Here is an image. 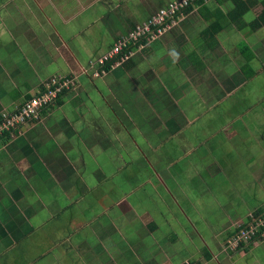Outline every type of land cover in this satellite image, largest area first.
<instances>
[{
	"label": "crops",
	"instance_id": "0c3cea01",
	"mask_svg": "<svg viewBox=\"0 0 264 264\" xmlns=\"http://www.w3.org/2000/svg\"><path fill=\"white\" fill-rule=\"evenodd\" d=\"M58 1H62L59 2L62 4H57ZM172 1L28 0L27 3L24 0H0V111L13 108L31 98L41 87V82L46 79L48 73L64 71L67 68L68 72L77 71L78 77L80 75L85 78L86 76L83 75H90L84 74L81 70L87 63L83 59L90 58L89 55L87 56L88 52L93 54L96 52L89 51V48L94 50L95 46L103 47L106 44L103 32L111 33H108L109 37L126 36L137 25H143ZM243 1L249 5V8L239 16L234 13L235 4L232 0H199L198 5L196 4L191 10L184 12V16L180 17L178 23L165 27L161 34L159 33L149 46L147 45L148 48L144 55H137L131 61L110 69L111 71L109 70L101 78L92 77L93 86L92 83L85 84L86 91H83L84 95H80L82 100H78L80 103L77 106L70 107V115H67L66 104H62L45 113L40 121L25 126V131L27 130L25 135L17 132L20 134L14 138L12 143H7L5 149L0 148V210L5 205V208H15L19 212L18 215L22 214L24 210L22 212L18 210L17 204L9 206L6 203V198L10 199L7 191L12 190L13 187L21 189V185L30 187L33 196L40 193L41 188L48 190L53 177L45 178L40 173L39 167L49 163L52 159L54 162L60 159L67 167V153L71 154L73 159L74 156L76 158L83 157L80 153L77 155L73 147V139L80 138L83 141L101 139L104 146H112L111 156L119 154L124 157L123 159H127V164L132 168L131 176L127 180L131 181L132 188H128L124 194L132 192L133 189L137 191L134 186L137 184L138 178L149 179L147 173L150 174V177L152 175L156 178L160 172V169L152 170V162L149 160L145 163V167L136 166L138 156L141 155V151L136 145V139H134V137L141 136L140 133L138 136L136 132L137 127L154 128V130L158 127L156 137H158V142L163 143L159 146L161 151L168 153L169 156L173 154L172 157L175 158L186 154L184 142H203L210 138L208 134H213L212 137L216 138L211 139L212 141L209 140L212 145L222 143L221 148L228 147L219 152L222 156L220 159H223H218L216 167L218 172L206 182H203L202 175L204 173L201 172L202 174L198 175L200 181L192 183V189L188 192L195 196L194 193L201 194L203 191L209 190L210 195L216 197L217 186L225 189V185L240 175L237 171L240 169V160L243 155L250 153L243 147L245 143L242 145L243 141L247 139L244 129L247 130L251 125L249 120L244 123L242 117L244 114H247L246 117L255 115V113L249 112V109H253L250 104H254V106L261 104L260 113L262 114L257 123L264 130V26L254 27L256 21L264 14V0ZM49 14L57 20H61L65 25L67 19V26L72 27L71 32L68 31L67 35H71L73 38L70 42L67 41V45L70 47L73 43L77 50L71 47L69 50L67 46V59L60 57L59 53L62 54L66 43L62 40L56 41L58 34L55 27L50 28L51 17L49 18ZM86 15H91V21L94 22L95 27L84 28L85 30L81 32L80 27L89 24ZM27 17L32 18L33 23L31 25L27 23L24 26V19ZM115 21L121 22L124 26L120 28L116 25L118 30L112 28L111 23H115ZM77 28H80L78 31L80 33L77 32ZM114 43L106 46V49L93 56L96 57L93 59L97 60ZM53 46H60L59 52L56 51L57 47L53 52L59 61L52 59L47 64L42 60L46 57L44 55L49 54ZM142 65L145 72L142 73V78L139 77L145 84L144 89L149 92L146 91L139 95L141 98L144 95L143 98L146 100L145 94H148L147 100H150V96L156 93L158 96L161 95L159 96L160 102L154 104L155 100L154 102L148 101L150 106H145V103L140 104L142 99L136 97L135 99H139L141 102L135 106L129 104L133 108L132 111L129 109L130 107L128 108L129 123L122 124L123 116L119 109L124 102L121 101V98L132 85H134V89L142 92L141 87H136L137 85L131 81L134 73L133 68H140ZM154 76L155 78H153ZM107 82L112 83L111 88L107 87ZM93 87L100 102L90 99L92 95L90 88ZM116 93L120 96L117 97L120 102L114 96ZM190 96H194L191 101L187 104L183 103L185 98L188 99ZM169 97L170 99L174 98L173 102L175 101L177 108L182 105L184 109L190 107L192 113L196 111L195 118L200 119L199 113L206 111L200 121V126L196 127L191 123L188 124L191 126H186L187 118H190L191 114L187 115L185 112L169 117L167 115L170 113L167 109L170 102L167 101ZM195 97L201 100L199 101ZM163 98L165 99L163 100ZM89 99L92 103L91 106L95 104L96 108H91L84 113L81 110L86 108ZM176 100L183 101L179 103ZM212 100L215 101L213 104H211ZM195 105H197L196 108ZM203 107L206 108L203 110ZM148 108L161 115L162 112L166 113L163 116L156 114L150 117L146 113ZM104 110H106L107 118L103 115ZM107 119L111 120V123H107ZM102 123L114 126L117 131L111 132L109 126L107 133H104L101 128ZM94 127L96 128L95 132L91 130ZM230 139L234 140L232 143L235 145V150L230 146ZM10 140L11 138L7 139V142ZM260 140L263 142V139ZM139 141L142 142V140ZM120 147L124 151L126 150V155H123L122 151L120 154V150L116 149ZM243 148L244 150H242ZM208 151L209 149H207ZM252 156L256 157L254 154ZM230 159L236 160L234 164L230 163L229 165L228 160ZM210 162L213 163L214 160H210ZM165 172L167 173V171ZM166 173L163 181L165 180L166 184H169V176ZM156 179L163 183L161 179ZM172 182L177 185L176 183L179 181L173 178ZM149 184L152 189H155L154 184ZM160 185L159 183L158 186ZM103 186L106 187L105 184H101L93 190L99 191L98 189H102ZM111 186L115 187L114 190H111L112 198L108 203L110 210L107 212L111 215L110 217L108 214L103 215L105 219L109 218V220L103 221V227L93 225L94 223L90 224L88 229L79 235V240H74L75 247L77 245L79 249L81 248L79 252L81 255L78 258L73 256L71 259H67V264H183L187 260H195L194 258L204 260L207 264H217L214 261L213 249L209 245L203 244V247L199 248L197 247L198 243L195 245V241H191L190 238L191 236L195 239L200 237L195 232H192L191 236L184 233L182 224L190 225L191 223L195 226H192L191 229L194 228L200 235V229L195 224L196 220L186 216L182 218L183 223L175 222L174 226L169 227L163 223L164 217L153 213V209L159 207L169 214V222L176 221L167 205L172 200L170 199L172 190L169 185L166 191L170 196L164 193V189H160L161 207L155 201L158 200L157 195V198L153 200L152 194H149V191L144 188L139 189L145 191L143 194H133L131 199L127 198L117 204L120 199L116 196L121 188L116 187L115 184H111ZM150 191L152 190L150 189ZM182 195L185 199V207L192 214L201 215L200 207L190 202L192 200L190 196L185 193ZM240 196L236 197L238 202H233V199L228 201L229 209L226 205L222 209L223 216L225 215L227 218L225 221L228 223L234 222L236 213L234 214L232 208L245 204L242 197L239 198ZM215 201L216 198L213 203ZM178 203L179 200L175 198L172 200V205L177 204L179 210L181 207L184 210L183 204ZM134 206L139 207L138 210H133ZM257 209L260 208L254 209L251 213ZM215 210L216 206L214 205L213 213ZM127 212L131 213V216H128ZM47 219L52 218L48 216ZM108 227L106 232H100L101 229L105 230ZM209 233H213L212 237H217L215 230H210ZM28 235V238L35 242L38 239L41 240L40 235L35 233ZM139 237L142 238L141 241L139 240L140 243L146 248L141 252H136L135 245L130 240ZM144 241H146V245H144ZM92 242L94 243L93 247L90 246ZM208 252L211 255L210 258L206 254ZM246 253L250 258H246L241 264H264L263 242L253 246L252 250L248 249ZM219 262L221 264L220 260ZM1 264H4V261Z\"/></svg>",
	"mask_w": 264,
	"mask_h": 264
},
{
	"label": "rangeland",
	"instance_id": "374dc122",
	"mask_svg": "<svg viewBox=\"0 0 264 264\" xmlns=\"http://www.w3.org/2000/svg\"><path fill=\"white\" fill-rule=\"evenodd\" d=\"M28 3V0H24ZM62 1H58L57 4ZM193 7V5H191ZM49 12V11H48ZM40 16V15H39ZM88 20V25H85L81 28V32L85 30L84 28H90L92 29L94 26V22L91 21V15H86ZM51 17V18H50ZM67 17V15H66ZM50 18V28L55 27L56 33L58 34V38H56V41L62 40L66 43V46L63 48L62 54L59 53L62 58L67 59V41H71L73 36L67 35L68 31L71 32L70 29L72 27L67 26V19H66V25L61 22V20H57L53 15L49 14ZM32 19V18H31ZM29 17L24 19L25 25L28 23L31 25L33 22L31 21ZM112 28L117 29L119 26L122 28V23L115 21V23H111ZM115 25V26H113ZM87 26V27H86ZM109 27V25H107ZM80 28H77V32ZM74 31V30H73ZM76 32V33H77ZM80 33V32H78ZM109 32H103V36H105V43L103 47L101 46H95L89 51H96L94 54L92 52H88L87 56L89 55V59H83L86 60V66L81 68L82 72L84 74H90V75H83L86 76L85 78L80 76L78 77L77 71H70L64 70V71H55L53 73H48L46 79H44L41 83L47 84L52 81H57L62 78L63 83L61 86H63L61 91L58 93L57 96V102L58 104H55L53 108L61 106L62 104H66L67 108V115H70V107L77 106L80 102L81 97L80 95H84L83 91L85 92V84L88 85V83H94L93 78H101L103 77L110 69L121 66V65H113V66H107L104 70V73H99V75H96V69L95 64L96 60L93 56L101 52L102 50L106 49V46H110L113 42L118 41L121 37L117 36L116 38L114 36L109 37L107 36ZM111 34V33H109ZM121 35H124V33H121ZM107 36V37H106ZM42 37V36H41ZM109 38V39H108ZM115 38V40H114ZM147 40V38H145ZM72 43V42H71ZM144 43V41H143ZM149 46L148 41L146 42ZM145 44V43H144ZM140 46L139 44L133 45L134 50L132 58H136L137 55L146 53V50L148 46ZM72 43L71 48L77 47ZM57 47V52L60 51V46H53V48L50 50L49 54H46L44 56L45 59L42 61H45L47 64L50 63V61L56 60L57 62L59 59H56L57 56L53 53L54 49ZM68 46V49L70 48ZM84 48V47H83ZM96 48V50H95ZM100 49V50H99ZM70 50V49H69ZM98 50V51H97ZM222 57V55H221ZM85 58V57H84ZM94 58V59H93ZM129 59V61L132 60ZM62 61L60 60V63ZM133 62V61H132ZM214 63V62H213ZM58 65V64H57ZM146 65V64H145ZM158 65V64H157ZM67 67V63H66ZM144 66L142 65L140 68H133V78L131 81L136 84V87H141L142 92L138 91L136 88L134 89V85L130 86L127 89V92H125L123 98H121L124 103H122V107L119 109L121 115L123 116V120L121 123H129L128 119V108L133 110L131 107L132 105L135 106L137 103L141 102L139 99H142V102L140 104H144L145 106L148 105V101L155 100L154 104H158L159 96L155 93V95L150 96V100H146L141 98L139 95L140 93H145L148 91L145 90V84L142 82L140 77L142 78L143 74L145 72V69H143ZM111 71V70H110ZM140 76V77H139ZM82 77V78H81ZM136 78V79H134ZM155 78V76L153 77ZM86 82V83H85ZM108 83V82H107ZM164 84V82H163ZM157 85V84H156ZM108 88L112 87V83L107 84ZM155 89V88H154ZM40 90L36 91V93ZM159 90L160 86H159ZM149 92V91H148ZM155 92V91H154ZM35 93V94H36ZM138 93L137 95H134ZM90 94L91 100L94 102L98 100L100 102V98H98V95H96L95 89L90 88ZM90 96V95H89ZM114 96L120 97L118 93L114 94ZM194 96H190L185 98V100H176L179 103L183 101L188 102L191 101V99ZM197 100H199L197 97H195ZM88 100L86 103V108H83L81 111L86 113L91 108H96L95 104L91 106V100ZM165 98H163L164 100ZM173 99L167 98V101L169 102V107L167 108L170 113H167L169 117L175 116L177 113L180 114L182 112H185V114H191L190 118L188 117V122L186 123V126H191L188 124H192L193 126L196 125V127L200 126V121L204 117V113H199L200 119L195 118L194 115H196L195 112H191L190 107H185L181 105L180 108H177L175 105V101L173 102ZM77 102H76V101ZM79 100V101H78ZM118 100V98L116 99ZM201 100V99H200ZM199 100V101H200ZM132 101V102H130ZM118 102H120L118 100ZM173 102V103H172ZM215 101L212 100L211 104H213ZM60 103V104H59ZM181 103V104H183ZM131 104V106L129 105ZM20 104L13 108H8V110L0 111V116L3 114H14L18 110ZM129 105V106H128ZM198 105V104H197ZM195 105V108L197 107ZM253 109H249V112L255 113V115H249L244 114L242 119L244 120V123L249 120V123L251 124L249 128L244 129L245 131V139L242 143L243 147L246 151H249L247 155H243V158L240 160L239 168L237 169L238 173L240 175H237L232 179L229 184L225 185V189L223 187L216 188V197H213L212 194L210 195L209 190L207 192L203 191L201 194L194 193L195 196H192V194L188 193L189 190L192 189L191 185L192 183H196V181H200L198 175L204 173L202 175L203 182L208 181V179H211V176H214L215 173L218 172L217 162L218 159H220L222 156L219 153L221 150H225L226 148H221L222 143H216L215 145H212L209 143V140L216 139L212 137L211 134H208L210 136L206 137L209 139H206L203 142H191L187 141L184 142L185 147L184 150L186 151V154L175 158L168 155V153L161 151L160 147L163 143L158 142V137H156V129H159L158 127L153 129L148 128H136V132L140 137H137L136 139V145L141 151V155L138 156V163L136 166L138 167H145V163L147 160H149L151 165L153 166V169H160L159 175L156 176V178H159L163 181L165 179V173L164 171H167V176H169V184H166V181L164 180L163 183L161 181H157L154 176L147 173V178H138L137 184L134 186L137 191L133 189L132 192L128 194L126 193V190L128 191V188H132L131 181H128L131 176L132 168L127 164L126 160L123 159L124 157L116 154V156L113 154L112 156L110 153H112V146H104V143L101 139L91 140V141H83L80 139H73V147L78 155L79 153L83 156L73 157L68 155L67 153V167L64 166V163L59 159V161H53L54 159L50 160L49 163L40 166L39 170L42 175L49 179L51 176L53 177V181L51 185L48 186V190H44V188H41L40 193L37 195L34 194L33 191L30 190L27 185L22 186L21 189L13 187L12 190L7 191L9 194L10 199L6 198V203L11 205L17 204L16 207L18 210H24L23 215L19 214L18 211L15 210V208L7 207L5 208V205L0 210V264L4 261V264H67V259H71L73 256L77 257L81 255L79 246L73 243L74 240H79V235H82L83 232L88 229V226L90 224L94 223L93 225H100L104 226V220H109V218L105 219L103 216L104 214H108L110 217V213L107 211L110 210V207H108V203L111 202L112 198V192L111 190L115 189V187H112L111 184H115L116 187L119 186L121 188V191L117 194L116 198L120 199L118 200L117 204H120L123 202V200L129 198L131 199V195L133 194H143L145 192L144 190L140 191L139 189H145L146 191H149V194H152L153 200L158 197L157 205L160 207L162 206L159 197H160V189H164V193H169L166 191L167 187L170 186L172 190V194L170 196V199H177L179 200L178 204H183L184 210L182 207L180 210L176 205H172V200H170V203H167L168 209L170 210V213L174 215L175 220L172 222H169L168 220L170 217L168 216L167 212L165 210L158 208L153 209V213L158 215L159 217H164V224L168 225L169 227L174 226V223L179 222L183 223L182 218L188 216L190 219H194L197 222L195 224L200 229V235L198 232L191 227L194 226L193 224H182L184 227V233L186 235L191 236L193 235L192 232H195L200 238H190L191 241H195V245L197 244V247L202 248L203 244L205 246L209 245L214 252L215 260L217 264H219V260L221 261V264H234V263H244V260L246 258H250L248 253L246 252H238L236 251L237 247L235 244L233 246H228V241L231 239V232L236 231V229L239 228L240 225L245 224L249 220V215L251 212L256 208H264V130H262V127L258 126V118H261L260 110H261V104L257 106V104H250ZM206 106V105H205ZM257 106V108H256ZM214 107V106H212ZM255 107V108H254ZM4 108V107H3ZM52 108V109H53ZM101 108V106H100ZM170 108V109H169ZM194 108V107H193ZM192 108V109H193ZM206 107H203V110ZM149 109V108H148ZM146 110V113L151 117L152 115H159L163 116L166 112H162V115L158 112H154L151 109ZM183 109V110H182ZM211 109V108H210ZM151 110V111H150ZM154 110H156L154 108ZM80 111V112H81ZM106 110H104V116ZM74 115V113H72ZM75 116V115H74ZM194 118H193V117ZM42 118V117H41ZM40 118V119H41ZM107 118V117H106ZM40 119L36 120L40 121ZM257 120V121H256ZM111 120L108 121L107 123ZM106 123V122H105ZM101 128L104 131V133H107L108 127L110 128V131H114V133L117 131V129L110 125V124H101ZM108 125V126H105ZM26 127H22L19 132L23 135L26 134L25 131ZM182 129V128H181ZM82 130V129H81ZM95 132L96 128L94 127L91 129ZM144 130V131H143ZM152 130V131H151ZM195 130V128H194ZM87 132V130H84ZM147 131V132H146ZM82 132V131H80ZM78 132L79 134H81ZM12 134H9V137H6L5 139L0 141V148L7 146L6 144L14 141V138H17L19 134L11 132ZM228 133V132H227ZM180 134V133H177ZM57 135V134H56ZM243 135V137H244ZM176 136V134H175ZM216 136V134H215ZM10 141L7 142V139ZM181 139V138H180ZM263 139V142L260 140ZM139 140H142L140 142ZM220 140V139H219ZM82 141V142H81ZM139 141V142H138ZM230 146H232V149L235 150V145L232 143L231 140ZM229 141V142H230ZM218 142V138H217ZM222 142V141H220ZM205 146V149H204ZM209 151L207 152V149ZM244 148L242 150H244ZM117 150H120V154L122 151V154L126 155V150L122 149L121 147ZM69 150L67 146V151ZM89 152H88V151ZM131 151V150H130ZM133 152V151H132ZM61 154H64L61 152ZM90 154V155H89ZM252 154L256 155V157L252 156ZM58 155V154H56ZM93 157V158H92ZM121 158V159H120ZM223 159V158H222ZM220 159V160H222ZM210 160H214L213 163L210 162ZM134 162V160H132ZM230 163H233L236 161L234 159H230ZM131 163V161H128ZM142 164V165H141ZM144 164V166H143ZM147 167V165H146ZM163 169V170H161ZM165 169V170H164ZM171 174V176H170ZM173 176V177H172ZM151 178V179H150ZM178 180L175 185L172 180ZM206 179V180H205ZM100 183V184H99ZM111 183V184H110ZM149 183L154 184L156 187L155 189L151 188V185ZM161 184L163 186H158V184ZM101 184H105V186L102 187V189H98L99 191H94L93 189H97ZM208 184V183H207ZM218 184V183H217ZM220 184V182H219ZM138 185V186H137ZM169 185V186H168ZM137 186V188H136ZM159 187V188H158ZM228 187V188H226ZM150 189L152 191H150ZM161 189V190H162ZM221 189V191H220ZM168 190V189H167ZM181 193V194H180ZM187 194L190 196L191 200L190 202H193L196 206L200 207V213L201 215L198 216V214H192L185 206V199L182 194ZM157 195V197H156ZM241 195L239 198L242 197L243 202L245 204H240L237 208H232L234 211L235 218L233 219V223H228L225 220H227L226 216H223L222 209H224V205L227 206L229 209L230 204L228 203L229 200L233 199V202L237 201L236 197ZM173 197V198H172ZM214 198H216L215 203H213ZM166 201V200H164ZM160 203V204H159ZM216 206V210L213 213L212 208L213 206ZM93 206V207H92ZM211 206V207H210ZM236 206V204H235ZM108 207V208H107ZM86 208V212H85ZM139 207L134 206L133 210H138ZM92 210V212H90ZM94 212V214H92ZM211 211L213 213V216L211 214ZM169 213V212H168ZM128 216H131V213L127 212ZM50 216L52 219L46 218ZM97 218H99L97 220ZM169 218V219H168ZM51 220V221H48ZM45 221V222H44ZM102 221V222H101ZM101 222V223H99ZM125 223V222H122ZM173 224V225H172ZM100 226H98V229H100ZM195 227V226H194ZM36 228V229H35ZM96 229V230H98ZM109 229V227L105 230L101 229V233L106 232ZM217 232L216 238L212 237L213 233H209V231ZM31 233H35L36 235H40V239L38 241H33L29 239V235ZM165 233V232H164ZM197 236V237H198ZM202 237V238H201ZM194 239V240H193ZM200 239V240H199ZM142 238H132L130 242L134 243L136 252H141V250H145V246H143L140 241ZM181 240V239H180ZM264 243V240H258L253 243H246L249 250H252V247L259 244ZM146 241H144V245ZM212 243V244H211ZM93 244V245H92ZM217 246L215 247V245ZM90 246L93 247L94 243H90ZM202 246V247H201ZM219 250H218V249ZM187 250V249H186ZM201 250V249H199ZM195 260H187L189 262H198L202 264H207L204 260H198L199 258H194ZM205 262V263H203ZM219 262V263H218ZM246 263L248 261L246 260Z\"/></svg>",
	"mask_w": 264,
	"mask_h": 264
},
{
	"label": "built area",
	"instance_id": "2783aa9c",
	"mask_svg": "<svg viewBox=\"0 0 264 264\" xmlns=\"http://www.w3.org/2000/svg\"><path fill=\"white\" fill-rule=\"evenodd\" d=\"M198 2L199 0H173L143 25H137L134 30L128 35L121 37L96 60V75L104 73L107 66L121 65L129 61L132 58V49L134 50L135 45L144 46L147 41L148 43L152 42L159 33L161 34L165 27L178 23L180 17L184 16L187 7L198 5ZM63 81L60 78V80L47 84L42 83L40 90L20 104L16 113H5L0 116V141L2 142L3 139L9 137V134H12L11 132L17 133L22 127L40 119L55 104H58L57 96L61 91L60 89L63 88L61 86ZM263 226L264 214L257 218L251 213L249 220L239 226L240 230L230 236L231 239L228 241V246H233L234 244L236 246L240 244L247 245L249 242L258 241L255 240L257 235L260 236L259 240H264V230L261 229ZM183 264L202 263L185 261Z\"/></svg>",
	"mask_w": 264,
	"mask_h": 264
},
{
	"label": "trees",
	"instance_id": "16d2710c",
	"mask_svg": "<svg viewBox=\"0 0 264 264\" xmlns=\"http://www.w3.org/2000/svg\"><path fill=\"white\" fill-rule=\"evenodd\" d=\"M235 4V14H238L239 16L242 15L248 8H249V5L247 3H245L243 0H232ZM203 2V1H202ZM192 9V6H189L186 8V11H189ZM264 26V14H262V17L256 21V23L254 24V27L255 28H258V27H261V26ZM254 216L255 217H260L264 214V209L260 208V209H257L255 212H253ZM262 230H264V226L261 228ZM240 230V227L238 229H236V231L234 232H231L230 234L233 235L234 233L238 232ZM260 239V236H256L255 240H259ZM250 243H253V242H250ZM238 252H247L248 251V246L247 245H239L238 248H236ZM208 258H210V253H206Z\"/></svg>",
	"mask_w": 264,
	"mask_h": 264
}]
</instances>
